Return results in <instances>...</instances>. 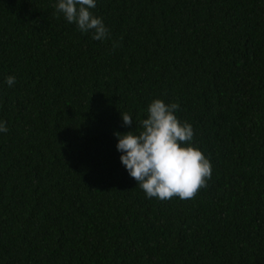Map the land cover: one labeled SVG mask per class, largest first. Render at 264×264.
Listing matches in <instances>:
<instances>
[{
	"label": "trees",
	"instance_id": "trees-1",
	"mask_svg": "<svg viewBox=\"0 0 264 264\" xmlns=\"http://www.w3.org/2000/svg\"><path fill=\"white\" fill-rule=\"evenodd\" d=\"M55 3L0 0V264H264V0H98L103 42ZM154 99L211 162L191 199L120 163Z\"/></svg>",
	"mask_w": 264,
	"mask_h": 264
},
{
	"label": "clouds",
	"instance_id": "clouds-1",
	"mask_svg": "<svg viewBox=\"0 0 264 264\" xmlns=\"http://www.w3.org/2000/svg\"><path fill=\"white\" fill-rule=\"evenodd\" d=\"M98 0H56L55 14L62 15L82 34H91L95 41L103 42L110 31L103 19L93 14ZM112 47H118L116 42ZM4 83L12 87L15 76H7ZM178 103L166 104L154 99L146 109L141 131L114 133L116 151L121 165L143 190L147 198L169 200L177 197L191 199L212 176V165L199 148L193 147L192 126L176 116ZM125 127L133 125L130 114H121ZM7 122L0 119V134L8 132Z\"/></svg>",
	"mask_w": 264,
	"mask_h": 264
}]
</instances>
